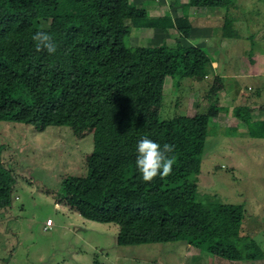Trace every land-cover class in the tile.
Wrapping results in <instances>:
<instances>
[{
    "label": "trees",
    "instance_id": "trees-1",
    "mask_svg": "<svg viewBox=\"0 0 264 264\" xmlns=\"http://www.w3.org/2000/svg\"><path fill=\"white\" fill-rule=\"evenodd\" d=\"M230 1L187 5L224 8ZM230 20L221 26L225 37L238 35ZM134 28L175 29L184 38L191 23L186 10L148 16L129 0H0V121L38 130L67 125L78 138L93 133L86 173L63 179L57 201L117 225L118 245L184 241L227 261L263 259L243 234L244 207L206 200L198 190L208 124L219 109L169 119L150 111L156 77L203 79L210 58L179 42L135 46ZM38 30L52 35L55 53L36 50ZM245 122L254 135L264 129L261 121ZM143 137L175 145L169 175L141 179L135 150ZM1 151L0 209L11 206L16 184Z\"/></svg>",
    "mask_w": 264,
    "mask_h": 264
},
{
    "label": "rangeland",
    "instance_id": "rangeland-1",
    "mask_svg": "<svg viewBox=\"0 0 264 264\" xmlns=\"http://www.w3.org/2000/svg\"><path fill=\"white\" fill-rule=\"evenodd\" d=\"M129 2L148 16L176 17L186 10L197 27L184 38L175 29L134 28L133 45L179 42L195 46L212 53L227 75L224 94L220 82L210 76L198 80L156 77L150 111L169 119L219 109L208 124L198 190L206 200L242 204L243 234L264 254V129L254 135L244 124L250 114L264 115V90L261 95L255 92L264 79L232 77L255 64L264 68V0H231L224 8L188 6L190 0ZM225 16L231 18L238 38L223 36ZM233 81L241 82L243 94H251L254 103H241L243 94ZM237 104H242L237 111L240 116L235 114ZM0 145L2 162L16 177L12 204L0 209V264H264V257L249 263L227 261L184 241L118 245L117 225L85 219L59 203L63 179L86 173L85 159L93 148V133L78 138L67 125L38 130L29 124L0 121ZM47 218L52 219L53 227L44 230Z\"/></svg>",
    "mask_w": 264,
    "mask_h": 264
},
{
    "label": "clouds",
    "instance_id": "clouds-1",
    "mask_svg": "<svg viewBox=\"0 0 264 264\" xmlns=\"http://www.w3.org/2000/svg\"><path fill=\"white\" fill-rule=\"evenodd\" d=\"M37 51L46 50L49 54L56 52V42L48 31L38 30L32 37ZM175 145L160 143L149 139L141 138L136 144L135 166L143 181L150 182L155 177L161 178L173 171L174 158L169 154L174 151Z\"/></svg>",
    "mask_w": 264,
    "mask_h": 264
},
{
    "label": "crops",
    "instance_id": "crops-1",
    "mask_svg": "<svg viewBox=\"0 0 264 264\" xmlns=\"http://www.w3.org/2000/svg\"><path fill=\"white\" fill-rule=\"evenodd\" d=\"M162 15H167V14H162ZM168 16H170V15H168ZM172 17V16H171ZM176 17H178V16H176ZM188 18H189V12H188ZM189 20H190V23H191V28H192V30H195V28L197 29V27H194V25H193V22H192V20L189 18ZM155 31H163V30H160V29H154ZM169 30H172V29H169ZM203 30V29H202ZM216 30L217 31H219V28L217 27L216 28ZM164 32V31H163ZM202 33V32H201ZM237 34H238V32H237ZM200 36V35H199ZM224 36V35H223ZM201 37H205V35L203 34H201ZM225 37V36H224ZM239 37V35H234L233 37H227V38H238ZM207 55H208V57L210 58V71H209V73H208V78H209V76L210 77H212V78H214V80H216L217 82H220L219 84H220V89H221V92L224 94V90H223V88L224 87H226V84H225V86H224V83H223V80L225 79V77L227 76L225 73H223V71L224 70H221L219 67H218V62L215 60V58L213 57V55H212V53H208L207 51L205 52ZM259 56H261V55H259ZM255 62V61H254ZM253 62V63H254ZM252 69V70H251ZM218 71V72H217ZM245 73L244 74H240L239 76H232V77H236L237 79H247V80H249V79H255V81L257 80V79H264V68L262 67V65L261 66H259L258 64L256 65H254V67L253 68H250L249 69V71H244ZM207 76H205V77H207ZM160 77H165V76H160ZM260 81H262V80H260ZM264 81V80H263ZM228 83V82H227ZM233 84L234 83H237L236 81H233L232 82ZM254 84V83H253ZM224 86V87H223ZM260 86L262 87V88H260ZM237 88H238V90H239V92H241L242 94L244 93V91H243V89H241V82L240 83H237ZM248 88H250V84H248L247 83V86H246V89H247V91H248ZM237 90V91H238ZM263 90H264V83L263 82H259V84H257V86H256V94L258 93V95H261L262 93H263ZM259 91H262L261 93H259ZM240 94V93H239ZM251 94H249V93H247L246 95L245 94H243L242 96H243V100L241 101V103L242 104H245V105H247L248 106V104H251V103H254L253 102V100H252V98H250L249 96H250ZM215 99V98H214ZM214 102L216 101L217 102V99H215V100H213ZM256 102V101H255ZM242 104H237V106L235 107V111H240V110H238V108H240L241 107V105ZM220 107V106H219ZM260 109H258V111H259ZM249 111V110H248ZM251 112V111H250ZM253 113H254V111H252ZM252 113V114H253ZM237 116H240L241 115V112H237V113H235ZM263 115V114H262ZM234 118V117H233ZM239 118V117H238ZM245 120L246 121H249V122H251V123H255V122H259V121H261V122H263L264 123V115L263 116H261L260 115V113L258 112L257 114L256 113H254V115H252L251 116V114H250V118H248V119H246L245 118ZM244 124H245V121H244ZM246 125V124H245ZM246 127H247V125H246ZM234 129V128H233ZM247 129H248V127H247ZM248 131H249V129H248ZM226 132H227V130H226ZM232 132H235V130H233V131H229V133H232ZM233 134V133H232ZM238 134H240L239 132H238ZM240 205H242V204H240ZM243 206V205H242Z\"/></svg>",
    "mask_w": 264,
    "mask_h": 264
},
{
    "label": "built area",
    "instance_id": "built-area-1",
    "mask_svg": "<svg viewBox=\"0 0 264 264\" xmlns=\"http://www.w3.org/2000/svg\"><path fill=\"white\" fill-rule=\"evenodd\" d=\"M52 227H53V221H52V219L47 218V219L45 220V224H44V226H43V229H44V230H48V229H51Z\"/></svg>",
    "mask_w": 264,
    "mask_h": 264
}]
</instances>
